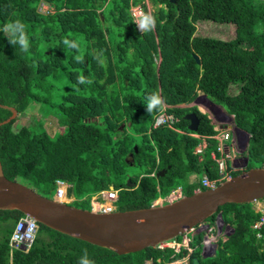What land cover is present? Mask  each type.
Listing matches in <instances>:
<instances>
[{"label": "trees", "instance_id": "trees-1", "mask_svg": "<svg viewBox=\"0 0 264 264\" xmlns=\"http://www.w3.org/2000/svg\"><path fill=\"white\" fill-rule=\"evenodd\" d=\"M151 1L161 5L152 13L157 25L141 32L131 8L146 7L144 0H0V27L20 20L30 43L24 53L0 33V103L16 107L19 115L40 103L53 108L51 78L64 71L67 81V93L53 108L65 132L51 136L37 117L21 127L14 126L17 118L0 126V159L8 178L42 185L48 193L57 190V179L66 180L72 184L69 194L88 195L84 206L73 204L85 209L92 208L95 193L111 185L119 190L118 210L150 206L179 186L184 195L206 189L203 175L220 176L211 155L218 131L207 113L187 107L200 91L250 133L247 169L264 166V0ZM42 2L53 10L41 12ZM205 20L234 24L236 37L197 35V24ZM80 76L92 83H78ZM237 83L238 93L231 94ZM153 93L165 105L148 114L145 98ZM163 112L177 118L173 127L154 126ZM190 112L200 118L196 131L188 128ZM11 114L0 107V121ZM192 132L207 138L204 153L195 152L202 137ZM133 165L140 172L129 171ZM128 179L137 185L129 186ZM251 204L221 206L210 219L221 213L235 231L227 241L220 239L215 257L196 252L191 264H264V227L252 228L261 214ZM23 215L0 210V229L6 232L0 264H79L85 250L94 264H168L181 256L157 247L120 255L39 223L30 247L12 248L10 238Z\"/></svg>", "mask_w": 264, "mask_h": 264}, {"label": "water", "instance_id": "water-1", "mask_svg": "<svg viewBox=\"0 0 264 264\" xmlns=\"http://www.w3.org/2000/svg\"><path fill=\"white\" fill-rule=\"evenodd\" d=\"M195 57L200 62V56L195 54ZM0 107L12 112L7 119L0 121V126L19 115L14 106L0 103ZM185 118L190 121L188 128L196 131L200 124L198 115L190 112ZM237 128L248 135L249 142L250 133ZM246 160L248 164L249 157ZM165 172L163 169L157 176ZM128 185L134 187L137 183L128 179ZM261 199H264V166L243 169L214 187L197 189L166 203L155 201L150 206L135 209L97 212L50 198L21 181L8 178L0 159V210H19L39 224L120 255L158 247L162 242L179 237L217 214L227 203L246 204Z\"/></svg>", "mask_w": 264, "mask_h": 264}, {"label": "built area", "instance_id": "built-area-1", "mask_svg": "<svg viewBox=\"0 0 264 264\" xmlns=\"http://www.w3.org/2000/svg\"><path fill=\"white\" fill-rule=\"evenodd\" d=\"M140 13L146 14L141 5L135 6L133 8V15L135 17V20ZM222 116L223 120L221 121L226 122V125H218L216 127V130L218 132L213 137L218 141V143L216 145V150H213L211 153L212 158L218 164L220 176L216 179H210L208 175H203V185L206 188L214 187L221 181L232 176L233 169H229V163H232L233 165L236 160L242 157L241 155H239L238 146L246 142L244 133L237 130V127L234 123V116L229 113H224ZM175 120H177V118H174V116H172L171 114L163 112L157 116L154 126L158 127L160 125L169 124L173 127L172 122ZM177 130L181 131L180 129ZM191 135L195 137H202L199 133L194 132H192ZM247 142L245 143V145L247 144ZM207 146L208 141L204 136L202 137V142L199 143V145L196 147L195 152L202 154L204 153ZM231 147L233 148L235 153H232V151L230 150ZM56 185L58 186V194L57 197L54 198L64 201L62 198L67 194L69 184L61 179H57ZM118 191L119 190L116 188H109L108 190H101L96 193L92 197V209L97 212L116 210L115 202L118 200ZM182 191V187H179L178 190H173L171 194L167 198H165V200L172 201L181 197L183 195ZM70 201L72 200L64 202L69 203ZM254 209L256 212H259L261 214V217L259 220L255 221L252 224V228L261 230L264 227V199L254 202ZM38 226V222L31 216L24 214L22 217H20L10 238L11 247H30L37 237ZM231 235L232 232L230 231V227L228 225H225V223H221L219 218H217L216 220L207 219L201 223H198L196 226L191 228L190 231L181 235V239H178L176 237L172 240L162 242L158 245L157 248L162 250H170L172 251V257H175L176 255L181 253L184 247H188L190 253L188 257L184 259V261L175 259L173 261H170L168 264H178L180 262L188 263L191 254H193L194 252H199L202 256H204V258L215 257L219 247V240L223 237H227L228 239ZM259 236H262V233H260Z\"/></svg>", "mask_w": 264, "mask_h": 264}, {"label": "rangeland", "instance_id": "rangeland-1", "mask_svg": "<svg viewBox=\"0 0 264 264\" xmlns=\"http://www.w3.org/2000/svg\"><path fill=\"white\" fill-rule=\"evenodd\" d=\"M144 3L146 5V7H143V9L146 12V14H149V13L152 14L156 10V7L161 6V5L155 6L151 0H144ZM39 9L41 12H48L49 10L50 11L53 10V8L49 7L48 3H46V2L41 3ZM197 35L228 40V39H233L236 37V30H235L234 24H232V23H221V22H213V21L205 20V21H200L197 24ZM159 61H160V59H159ZM50 83L54 86V96H53V99H52L50 104H53V106H55L53 108H56L58 106V104L62 101L63 95L67 93L66 85H65L67 83L66 77H65V72L61 71L60 73H58L57 77L55 76V77L51 78ZM239 85L240 84L237 83V84L232 86V88L230 90L231 94L238 93ZM40 104L41 105L35 106L30 111L26 112V114L18 115L14 126L15 127H21L22 125L28 123L29 121H33L34 117H37L40 121L44 122V124H43L44 128L48 131V133L51 136L65 132L64 127H60L57 115L54 112V109L51 108V105H43L42 103H40ZM41 106H42V108H41ZM192 106H197L198 108L199 107L203 108L205 110V112H207L210 119L212 120V122L216 126L226 125V122L221 121L220 118L223 115L222 113H226V112L229 113V112L226 110L225 107H223L221 104L216 102L214 99L209 98L205 93L200 92L199 95L197 96V98L195 99V101L193 103H190L187 105V107H192ZM39 107L41 108V110ZM27 125H29L32 130H34V129L37 131L40 130V128L35 127L34 124H27ZM238 131L242 132L241 130H238ZM242 133H244V135H245L244 137L246 138V142H247L248 135L245 132H242ZM135 137L137 138L136 141L139 142L140 137L139 136H135ZM245 143L238 146L239 153L242 155V157L240 159L236 160L233 164L234 169H238L241 171L248 167L247 160H246V158L248 157L246 154L247 144L245 145ZM229 144H231V143H229ZM230 150L232 151V153H235L232 147ZM130 170L135 172V173L140 172L139 168L134 166V165L129 167V171ZM23 183L24 184L26 183V185L32 187L35 190H40L41 192H45L47 195H52L53 197L57 196V194H58V188H57V190H54V193H48V191L42 185H41V187H39L33 183H29L28 181H25ZM179 187H181V186H179ZM179 187L175 188L174 190H178ZM106 190H108V189H106ZM182 193H183V191H182ZM72 195L73 194H69V191H68L67 198H73V200L70 201L69 203L80 204L83 206L85 205L86 199L88 198L87 194H85L81 197L79 196L80 198L75 193L73 196ZM167 197H164L163 199L158 198L160 200H158V199L157 200L160 202H158L157 200L156 201L159 204L166 203L167 200H165V198H167ZM115 204L118 206L117 202H115ZM251 205L254 206V203H252ZM219 215L216 217V219L219 218L221 223H225L224 219L222 217H220ZM7 223L10 224L11 220L8 221ZM225 225H228L230 227V231L233 234V228H235V227L232 226L230 223L229 224L225 223ZM4 235L6 236V232L1 228L0 229V239L1 240H2ZM219 242H220V240H219ZM200 252H201V250H200ZM189 253H190V250L188 249V247H184L180 253L181 254L180 258H178V259L181 261H184V259L188 257ZM194 253H196V252H194ZM193 254H191V256ZM191 256H190V258H191ZM200 257L204 258V256H202L201 254H200ZM192 261L193 260L191 258V259H189L188 263H184V264H191Z\"/></svg>", "mask_w": 264, "mask_h": 264}, {"label": "clouds", "instance_id": "clouds-1", "mask_svg": "<svg viewBox=\"0 0 264 264\" xmlns=\"http://www.w3.org/2000/svg\"><path fill=\"white\" fill-rule=\"evenodd\" d=\"M49 7L51 6L49 5ZM136 25L141 32H150L156 28L157 19L150 13H140L139 16L136 18ZM0 33H3L4 36L7 37L8 43H10L14 48L18 47L19 51L24 53H27L29 51V38L25 32V25L20 20L4 24L3 27H0ZM65 44L69 45V47L72 48L78 47L77 44L69 42L67 40L65 41ZM77 60L79 61L80 57H77ZM78 83L91 84L92 81L86 79L83 76H80L78 77ZM164 105L165 100L159 95V93H153L145 98V107L147 109L148 114H151L157 110L162 111ZM79 264H94L93 261L88 259L86 250L85 255L81 257Z\"/></svg>", "mask_w": 264, "mask_h": 264}, {"label": "crops", "instance_id": "crops-1", "mask_svg": "<svg viewBox=\"0 0 264 264\" xmlns=\"http://www.w3.org/2000/svg\"><path fill=\"white\" fill-rule=\"evenodd\" d=\"M138 5H140V4H138ZM138 5H133V6H132V8H131L132 15H133V8H134L135 6H138ZM141 6H142V5H141ZM142 7H143V6H142ZM145 13H146V12H145ZM133 17H134V15H133ZM134 21H136V20H135V17H134ZM200 92H202V91H200ZM200 92H199V93H200ZM203 93H204V92H203ZM199 108H200V110H201L202 112H205V110H204L203 108H201V107H199ZM202 109H203V110H202ZM205 113H207V112H205ZM226 113H227V112H226ZM222 114H224V113H222ZM220 119L223 120V116H221ZM154 124H155V123H154ZM216 127H217V126H216ZM249 140H250V138H249ZM248 145H249V142H247V147H246V148H248ZM239 155H241V154L239 153ZM241 156H242V155H241ZM229 166H230L229 169H233V170H232V173H233V171L238 170V169H234V168H233L232 163H229ZM61 180H63V179H61ZM63 181H65L67 184H69V187H68V190H67V194H68L69 188L72 187V184L69 183V182L66 181V180H63ZM57 187H58V186H57ZM110 188H111V187H110ZM114 188H115V187H114ZM105 190H106V189H105ZM74 193H75V192H73L72 194L74 195ZM97 193H98V192H97ZM67 194H66V196L63 197L62 199H63L64 201L73 200V198H67ZM95 194H96V193H95ZM95 194H94V195H95ZM73 195H72V196H73ZM94 195H93V196H94ZM93 196H92V197H93ZM54 197H57V196H54ZM160 198H162V197H160ZM162 199H163V198H162ZM158 200H160V199H158ZM158 200H157V201H158ZM158 202H160V201H158ZM91 206H92V199H91Z\"/></svg>", "mask_w": 264, "mask_h": 264}, {"label": "bare ground", "instance_id": "bare-ground-1", "mask_svg": "<svg viewBox=\"0 0 264 264\" xmlns=\"http://www.w3.org/2000/svg\"><path fill=\"white\" fill-rule=\"evenodd\" d=\"M221 240L225 242V241H227L228 239H227V237H223ZM178 264H184V263H181V262H180V263H178Z\"/></svg>", "mask_w": 264, "mask_h": 264}]
</instances>
